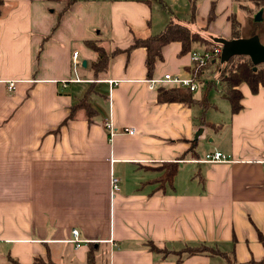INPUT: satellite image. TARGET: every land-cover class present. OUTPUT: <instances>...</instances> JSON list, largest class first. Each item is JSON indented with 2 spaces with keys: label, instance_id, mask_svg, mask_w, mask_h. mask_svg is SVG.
<instances>
[{
  "label": "crops",
  "instance_id": "1",
  "mask_svg": "<svg viewBox=\"0 0 264 264\" xmlns=\"http://www.w3.org/2000/svg\"><path fill=\"white\" fill-rule=\"evenodd\" d=\"M2 2L0 264L37 256L87 264L91 249L96 258L105 253L106 264H225L220 256L163 258L147 241L170 251L206 244L241 263L264 260V86L252 93L241 83L242 108L232 113L220 82L229 61L217 80L221 93L205 109L160 101L158 88L174 86L147 82L192 75V52L210 42L221 50L217 39L258 35L264 44V7L252 0ZM170 21L205 42L187 52L178 41L165 44L149 75L147 50L135 41ZM87 42L107 54L104 70H93L98 55ZM131 127L134 134L124 132ZM214 151L232 161H199ZM111 177L119 187L113 195ZM73 228L87 241L79 248L67 241Z\"/></svg>",
  "mask_w": 264,
  "mask_h": 264
},
{
  "label": "trees",
  "instance_id": "2",
  "mask_svg": "<svg viewBox=\"0 0 264 264\" xmlns=\"http://www.w3.org/2000/svg\"><path fill=\"white\" fill-rule=\"evenodd\" d=\"M72 0H69L71 3ZM255 4L260 8L264 7V0H252ZM2 0H0V14H1V5ZM233 37L236 36V32L233 34ZM178 41L182 44V52H187L192 50V45L194 43H204L205 39L200 36L198 33L191 32L186 26L181 25L177 22L170 21L165 28L158 34L147 37L146 39H137L135 41V45H140L146 48L147 50V58H146V66L148 70V74L151 75L155 62L158 59H161V48L165 44L170 42ZM86 45H89L94 51L97 52V60L93 65L94 71H101L106 68L108 56L105 51L97 46H94L93 42H87ZM218 43H211L207 47H205L206 51H212L213 48L219 47ZM220 58V55L213 58L216 60ZM231 63V66L225 70L223 75L221 76V88L225 97L228 99L231 105L232 113L238 112L241 106V98L242 94L239 89V85L241 83H246L252 93H256L259 90V87L264 86V64L253 65L250 59L246 56H239L237 58L231 57L228 60ZM191 73L194 79L198 82L199 76L202 74V68L198 67L196 64H193L191 68ZM213 86L212 83L207 86V90L205 91L203 98L199 101L194 99V94L188 88L182 87H172V88H158V96L160 101L167 102H187V103H199L205 109L208 106V98L207 91ZM174 171H168L165 174V180H169L170 175ZM147 249L155 255H159L160 257L166 258L171 252H175L176 254H180V257L184 256H192V255H206L210 257L220 256L225 264H264V260L260 262H255L253 260L247 262H238L235 257L231 254H227L225 252H221L215 247H211L206 244H199L197 246H186L181 251H170L165 247L153 242L147 241L146 243ZM96 254L93 249L89 251L88 254V263L95 264L94 258ZM11 264H19L14 259H8ZM31 264H60L53 262L50 259H46L42 256H37L33 259Z\"/></svg>",
  "mask_w": 264,
  "mask_h": 264
},
{
  "label": "built area",
  "instance_id": "3",
  "mask_svg": "<svg viewBox=\"0 0 264 264\" xmlns=\"http://www.w3.org/2000/svg\"><path fill=\"white\" fill-rule=\"evenodd\" d=\"M221 50L220 47L213 48L212 51H205L202 53L193 51L191 54V61L193 64H196L198 67L205 66L210 60L214 57L220 55ZM80 62L78 60L77 52H73L72 54V66L74 69H77ZM148 84L151 88H156L163 84H170L174 87H182L188 88L191 92H194L198 89V82L194 79V77L189 74L188 76H180V75H171L165 74L162 78H153L149 79ZM15 80H9L7 82L8 90H12L15 86ZM109 83H112V80H109ZM105 128L109 132L110 137H112L116 133V129L111 120L105 121L104 123ZM127 134H134V128H128L124 130ZM200 162H208V163H217V162H229L232 161L229 155H225L222 152L214 151L212 153H207L203 159L199 160ZM259 162V161H257ZM260 162H264L260 161ZM110 187H111V195H113L118 189V180L115 177H111L110 180ZM68 242L72 243L76 248H79L83 243L87 242L79 237V231L75 228L71 230V237L67 240Z\"/></svg>",
  "mask_w": 264,
  "mask_h": 264
},
{
  "label": "water",
  "instance_id": "4",
  "mask_svg": "<svg viewBox=\"0 0 264 264\" xmlns=\"http://www.w3.org/2000/svg\"><path fill=\"white\" fill-rule=\"evenodd\" d=\"M261 15L262 9L254 15V20L261 21ZM217 40L222 43L221 60L228 61L234 56H246L255 66L264 64V44L260 42L258 35L248 38H235L229 41L224 39ZM82 65H85V61L82 62ZM201 133L202 129H198L194 139L196 140Z\"/></svg>",
  "mask_w": 264,
  "mask_h": 264
},
{
  "label": "rangeland",
  "instance_id": "5",
  "mask_svg": "<svg viewBox=\"0 0 264 264\" xmlns=\"http://www.w3.org/2000/svg\"><path fill=\"white\" fill-rule=\"evenodd\" d=\"M74 52H77V51H74ZM77 54H78V60H79V53L77 52ZM79 62H80V60H79ZM207 64L205 66L201 67L202 68V74L199 76L200 85L198 83V89L194 93V96L195 97H201V94L205 93V91L207 90V86L210 85V83H212L213 86L206 92L207 98L209 99V101H211L212 99H214L217 95H219L221 93L220 86H219L217 80L222 75L223 69L226 68L227 63H226V61L221 60V58L216 59V65L215 66L212 65L211 70L209 71L208 75H206L205 78H203L202 75L204 73V69L207 67ZM218 64H220V66H217ZM80 66H81V63L77 67H80ZM98 253H99V256H97V258L95 256L94 263L95 264H106L105 253H101V252H98ZM88 264H91V263H88Z\"/></svg>",
  "mask_w": 264,
  "mask_h": 264
}]
</instances>
